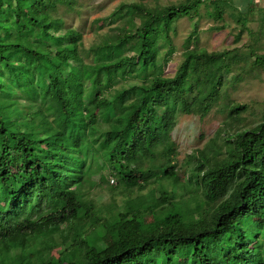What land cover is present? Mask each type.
<instances>
[{
  "label": "trees",
  "instance_id": "trees-1",
  "mask_svg": "<svg viewBox=\"0 0 264 264\" xmlns=\"http://www.w3.org/2000/svg\"><path fill=\"white\" fill-rule=\"evenodd\" d=\"M199 2L161 15L121 4L114 16L128 29L85 46L51 13L73 0H0V264H264V114L191 154L185 184L171 165L175 114L203 117L221 100L230 51L186 48L163 77L147 44L156 48ZM255 66L264 72V60ZM126 78L140 80L115 88ZM227 111L236 117L244 106ZM152 152L164 159L157 170L144 166ZM96 175L138 191L154 178L160 188L103 217L82 193Z\"/></svg>",
  "mask_w": 264,
  "mask_h": 264
},
{
  "label": "rangeland",
  "instance_id": "rangeland-1",
  "mask_svg": "<svg viewBox=\"0 0 264 264\" xmlns=\"http://www.w3.org/2000/svg\"><path fill=\"white\" fill-rule=\"evenodd\" d=\"M183 1L73 0L71 9L57 4L51 13L62 20V29L70 28L80 32L84 45L88 46L96 35L128 29L127 20L114 16V11L121 4L140 3L149 8L154 15H161L164 9L177 6ZM192 6H195L192 9L196 13L176 20L167 32V39H164L163 35L158 38L153 36V39L157 38L155 41L157 47L153 48L150 43L147 44L148 54L152 59H158L157 56H160L158 65L163 77L173 76L186 48L196 47L207 52L230 51L226 57L227 67L223 74L221 100L212 105L203 117L183 113H176L174 116L170 141L175 155L171 159V165L174 166L178 185L187 182L188 171L193 162L189 156L195 155L196 151L204 150L211 140L218 141L217 132H221V136L231 134L238 127V120L252 126L259 123L264 114V72L255 66L256 62L264 60V0H200L197 5L193 3ZM189 37L192 38L187 42ZM123 54L131 55L126 50ZM88 62H92L91 57ZM90 65L100 67L99 64ZM191 65L193 66V62ZM139 80L126 78V82L118 81L115 88L119 84ZM3 97L4 95L0 93V98ZM120 100L126 102L123 96ZM239 105L244 106V111L238 112L236 117L229 118L227 109ZM159 153L152 152V158L145 160L144 166L157 170V167L164 163ZM104 178L108 181L107 184L99 180L97 175L95 178L91 177L90 181L86 179L82 190L83 198L97 209H101L103 217L108 211L123 210L122 205L127 201L139 198L148 202L153 193L158 194L160 188L154 178L141 191L123 189L111 176L105 175ZM171 183V179L161 181L167 192L172 191ZM174 190L175 200H178L180 189L176 187ZM29 213L31 218L37 214L36 211ZM145 221H148V218L145 217ZM108 239L106 234L100 237L103 242H107ZM55 241L57 242V238ZM34 249L38 250V246L34 245ZM56 251L57 248H52L48 256H55ZM246 257L252 263L257 261L248 254Z\"/></svg>",
  "mask_w": 264,
  "mask_h": 264
}]
</instances>
